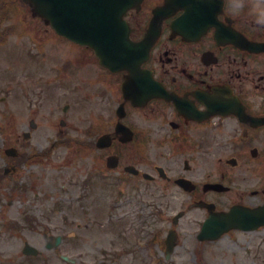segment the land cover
I'll return each instance as SVG.
<instances>
[{
    "label": "rangeland",
    "instance_id": "obj_1",
    "mask_svg": "<svg viewBox=\"0 0 264 264\" xmlns=\"http://www.w3.org/2000/svg\"><path fill=\"white\" fill-rule=\"evenodd\" d=\"M258 11L264 19V0H256ZM66 60L72 64L61 75ZM98 66L91 51L61 41L21 0H0V174L9 170L0 179V264H72L62 256L73 264H139L141 254L129 249L141 236L126 220H112L110 184L122 177L125 166L139 161L156 174L154 166L162 164L159 126H132L139 131L138 141L113 150L123 168L100 176L110 154L90 143H96L101 128L114 131L120 93L115 78ZM144 138L150 143L146 151ZM8 149L17 156L8 158ZM200 212L183 220L177 249L181 264L257 261L256 249L248 253L244 248L253 239L245 235L199 248L194 234L200 226L191 221ZM57 237L61 245L47 250ZM26 242L39 249L37 257L23 254Z\"/></svg>",
    "mask_w": 264,
    "mask_h": 264
},
{
    "label": "flooded vegetation",
    "instance_id": "obj_2",
    "mask_svg": "<svg viewBox=\"0 0 264 264\" xmlns=\"http://www.w3.org/2000/svg\"><path fill=\"white\" fill-rule=\"evenodd\" d=\"M164 2L144 0L140 11L129 12L134 40L145 36L152 11ZM184 13L179 9L164 21L142 66L171 98L156 97L142 107L126 103V125L159 126L162 150L158 167L163 170L156 179L145 178L148 164L140 161L135 166L140 173L126 182L131 195L111 196L117 221L144 233L141 264H181L180 228L192 211H201L194 225L204 223L210 210L234 207L255 211L256 222L264 219V49H256V43H264V19L256 17L253 0H225L222 34L212 27L191 38L171 27ZM125 74L117 75L123 80ZM252 234L251 247L262 264L264 226ZM169 235L176 246L168 253Z\"/></svg>",
    "mask_w": 264,
    "mask_h": 264
},
{
    "label": "water",
    "instance_id": "obj_3",
    "mask_svg": "<svg viewBox=\"0 0 264 264\" xmlns=\"http://www.w3.org/2000/svg\"><path fill=\"white\" fill-rule=\"evenodd\" d=\"M24 1L33 8L34 16L43 18L58 34L92 48L102 66L113 72L126 70L133 76L147 59L150 47L159 35V26L173 11L175 3L191 4L188 7L194 19L199 20L197 10L202 15L201 19L209 23L217 19L220 11V0H169L165 7L156 10L145 40L135 43L124 18L130 9L140 6L142 0ZM141 84V80H136L137 90L142 89ZM130 87L134 89L133 81L128 83V90Z\"/></svg>",
    "mask_w": 264,
    "mask_h": 264
}]
</instances>
